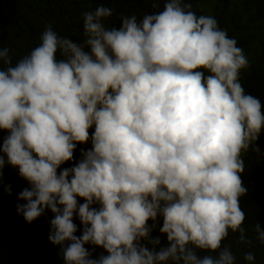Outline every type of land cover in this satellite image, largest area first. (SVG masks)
I'll return each mask as SVG.
<instances>
[{
	"label": "clouds",
	"instance_id": "clouds-1",
	"mask_svg": "<svg viewBox=\"0 0 264 264\" xmlns=\"http://www.w3.org/2000/svg\"><path fill=\"white\" fill-rule=\"evenodd\" d=\"M191 8L165 0L117 27L100 5L81 13L79 40L47 25L14 64L0 47V169L29 185L26 222L51 211L64 264H237L223 242H252L241 174L243 154L260 153L264 105L240 83L235 38ZM78 145L90 147L74 160ZM254 233L264 244L259 223Z\"/></svg>",
	"mask_w": 264,
	"mask_h": 264
},
{
	"label": "trees",
	"instance_id": "trees-1",
	"mask_svg": "<svg viewBox=\"0 0 264 264\" xmlns=\"http://www.w3.org/2000/svg\"><path fill=\"white\" fill-rule=\"evenodd\" d=\"M165 0H0V47L9 46L13 64L39 43L47 25L60 35L79 40L82 38L83 11L94 10L103 5L112 8L113 16L107 19L109 26H119L120 16L136 15L138 19L145 13L162 10ZM192 5L197 15L214 16L220 28L226 30L230 38H235L248 59V67L240 73V83L247 93L260 99L264 105V0H184ZM159 4L158 9L152 5ZM0 67H3L0 63ZM91 131V130H90ZM7 133L0 130V145ZM256 146L260 153L249 151L243 154L244 172L241 179L248 189L240 199V207L245 213L242 226L251 244H239L238 233H230L223 242L231 245L237 264H247L243 260L246 252L255 256V264H264V244L254 239V226L259 223L264 229V132ZM81 147L74 152V160L79 159ZM74 162V161H73ZM66 162L62 167L70 166ZM29 187L27 181L18 175V170L9 165L0 169V264H64L59 245L49 239L50 220L53 214L45 211L31 223L17 212L18 193ZM10 188V193L6 189ZM82 202V201H81ZM81 234L78 220H74ZM98 257L102 248L92 250Z\"/></svg>",
	"mask_w": 264,
	"mask_h": 264
}]
</instances>
